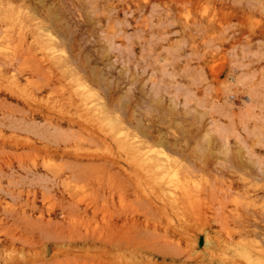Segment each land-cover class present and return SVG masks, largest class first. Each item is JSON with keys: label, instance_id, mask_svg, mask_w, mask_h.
<instances>
[{"label": "rangeland", "instance_id": "374dc122", "mask_svg": "<svg viewBox=\"0 0 264 264\" xmlns=\"http://www.w3.org/2000/svg\"><path fill=\"white\" fill-rule=\"evenodd\" d=\"M105 198L114 264H264V0H0V264Z\"/></svg>", "mask_w": 264, "mask_h": 264}, {"label": "bare ground", "instance_id": "6f19581e", "mask_svg": "<svg viewBox=\"0 0 264 264\" xmlns=\"http://www.w3.org/2000/svg\"><path fill=\"white\" fill-rule=\"evenodd\" d=\"M88 175L89 176L86 177V179L88 178V180L91 176L92 178L90 179H93V181L95 177L96 178L98 177V176L93 177V175L91 174ZM98 179L97 181L99 182L100 180ZM94 184H96V182ZM101 184H102L101 182L98 183L99 185L98 190L103 189L102 188L103 186ZM106 198L101 206L99 205V203H97L94 206V209L92 211L93 215H89L88 213L89 210L86 209L85 213L87 215V218L83 217L81 221L70 222L68 226H66L65 228L58 229L57 230L58 232L56 234V237L58 238L56 237L55 238L59 240L54 243L55 248L67 246L68 253L73 255V256L70 255L72 257L71 259H76L77 257H79L77 258V260L82 261L83 264H114V262L110 260L111 258L110 256L115 251L124 252L125 254H129V253L130 254L135 253L138 255L145 254L146 253L145 244L147 243V241L145 243L144 240L146 239L145 238L143 239L142 235L146 234L148 230L146 231V233L143 232L140 233V234L143 233L141 235L142 238L140 237L138 238V236H140V234L138 233L136 235L135 234L133 235L131 229L133 228L134 225H136V224L133 225V223L135 222L137 223L136 219L134 222V220L130 218L127 214H125V216H122L120 215V213L118 214L119 217H117V215L113 214V211H109V215L103 214L102 217L98 220V216H99L98 214L102 211V208L106 206L108 202L106 201ZM152 200L155 202L156 199H152ZM152 209L153 208L149 207L148 209H145L142 213L143 216L145 217L147 225H149V223H151V221L155 219L156 214L155 211H153ZM65 212L70 219L73 216H75V213L72 208H65ZM90 218L96 221L97 224L93 225L92 222L90 221ZM134 228L135 230H137L136 226ZM166 232H168V230ZM79 243L89 244L90 246L94 247L96 249L95 254L92 256H88L85 254L86 255L85 256L74 253V250ZM70 256L68 255L66 259L68 260Z\"/></svg>", "mask_w": 264, "mask_h": 264}]
</instances>
